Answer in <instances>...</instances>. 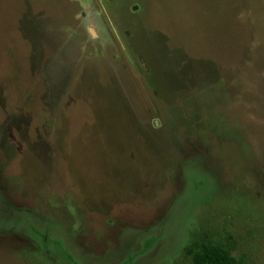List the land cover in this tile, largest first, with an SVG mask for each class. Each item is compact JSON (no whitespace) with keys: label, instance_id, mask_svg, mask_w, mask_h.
I'll return each instance as SVG.
<instances>
[{"label":"rangeland","instance_id":"1","mask_svg":"<svg viewBox=\"0 0 264 264\" xmlns=\"http://www.w3.org/2000/svg\"><path fill=\"white\" fill-rule=\"evenodd\" d=\"M264 264V0H0V264Z\"/></svg>","mask_w":264,"mask_h":264},{"label":"trees","instance_id":"2","mask_svg":"<svg viewBox=\"0 0 264 264\" xmlns=\"http://www.w3.org/2000/svg\"><path fill=\"white\" fill-rule=\"evenodd\" d=\"M184 253L191 264H240L226 248L208 239L195 240Z\"/></svg>","mask_w":264,"mask_h":264}]
</instances>
